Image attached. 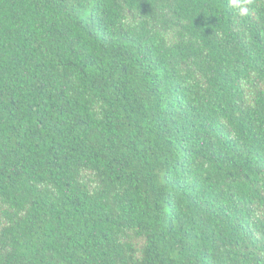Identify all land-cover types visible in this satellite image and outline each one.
<instances>
[{
    "label": "trees",
    "instance_id": "obj_1",
    "mask_svg": "<svg viewBox=\"0 0 264 264\" xmlns=\"http://www.w3.org/2000/svg\"><path fill=\"white\" fill-rule=\"evenodd\" d=\"M0 0V264H264V0Z\"/></svg>",
    "mask_w": 264,
    "mask_h": 264
},
{
    "label": "clouds",
    "instance_id": "obj_2",
    "mask_svg": "<svg viewBox=\"0 0 264 264\" xmlns=\"http://www.w3.org/2000/svg\"><path fill=\"white\" fill-rule=\"evenodd\" d=\"M231 6L239 10V15L244 16L247 14V7L245 6V0H230Z\"/></svg>",
    "mask_w": 264,
    "mask_h": 264
}]
</instances>
